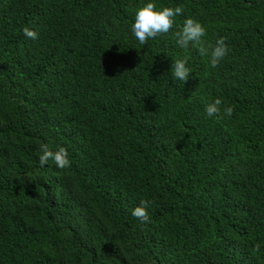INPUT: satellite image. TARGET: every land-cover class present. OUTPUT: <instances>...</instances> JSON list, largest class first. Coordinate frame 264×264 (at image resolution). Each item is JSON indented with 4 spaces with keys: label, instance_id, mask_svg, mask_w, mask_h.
<instances>
[{
    "label": "trees",
    "instance_id": "1",
    "mask_svg": "<svg viewBox=\"0 0 264 264\" xmlns=\"http://www.w3.org/2000/svg\"><path fill=\"white\" fill-rule=\"evenodd\" d=\"M147 2L0 0V264H264V0H152L183 14L142 45ZM188 17L217 67L177 44Z\"/></svg>",
    "mask_w": 264,
    "mask_h": 264
},
{
    "label": "clouds",
    "instance_id": "2",
    "mask_svg": "<svg viewBox=\"0 0 264 264\" xmlns=\"http://www.w3.org/2000/svg\"><path fill=\"white\" fill-rule=\"evenodd\" d=\"M183 14V6L169 7L162 6L157 8L156 4L150 2L142 4L135 12V20L131 25V32L140 44H146L149 39H155L158 34L168 33L174 25L175 17ZM24 35L31 39L38 38V33L35 30L24 27ZM206 35V29L196 19L188 17L184 20L181 30L175 32L177 44L184 49H187L191 44L196 47L201 56H210V64L213 68L219 65V62L228 54L229 48L226 44V37H219L215 44L204 45L202 37ZM187 58L177 59L172 65V77L183 83L189 79L191 69L186 66ZM221 99L216 98L214 101L206 105V115L213 117L216 115L230 117L234 108L229 105L221 112ZM41 155L39 156V164L41 167L47 164L49 160L54 161L60 169L70 167L71 161L69 153L63 146H57L55 150L48 143L40 145ZM149 201L141 200L140 204L132 210V215L139 219L142 223L149 221L147 206ZM259 250V245H257Z\"/></svg>",
    "mask_w": 264,
    "mask_h": 264
}]
</instances>
